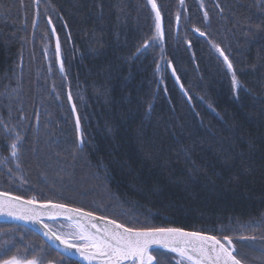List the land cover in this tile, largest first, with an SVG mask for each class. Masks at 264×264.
<instances>
[{
	"label": "trees",
	"instance_id": "trees-1",
	"mask_svg": "<svg viewBox=\"0 0 264 264\" xmlns=\"http://www.w3.org/2000/svg\"><path fill=\"white\" fill-rule=\"evenodd\" d=\"M156 3L158 43L146 0H0V192L137 227L223 233L256 264L264 247V0ZM212 43L232 62L236 89ZM0 245L62 264L18 224L0 223ZM156 253L161 264L179 260Z\"/></svg>",
	"mask_w": 264,
	"mask_h": 264
},
{
	"label": "snow or ice",
	"instance_id": "snow-or-ice-1",
	"mask_svg": "<svg viewBox=\"0 0 264 264\" xmlns=\"http://www.w3.org/2000/svg\"><path fill=\"white\" fill-rule=\"evenodd\" d=\"M155 14V32L152 40L162 39V17L156 0H148ZM181 5L184 0H180ZM208 18L207 12L204 13ZM179 20V17H177ZM51 23V21H49ZM201 37L205 32L194 28ZM53 34L55 29L53 28ZM211 43V41H209ZM149 43L143 48L147 49ZM212 47L223 58L227 70L232 73V86L238 87L236 73L228 55L215 43ZM56 53L59 56L60 43L57 38ZM61 71L63 65L61 64ZM173 75L175 71L173 70ZM69 100L71 96L69 95ZM75 111V107H73ZM79 131V118L76 120ZM83 142V141H81ZM17 143L10 145L11 156L17 157ZM35 198L24 199L19 195L0 192V217L13 220L41 224L46 230L43 235L47 238L52 250L61 256L62 264H76V258L92 264H161L157 258L156 249H164L175 253L180 259L177 264H246V260L237 251L233 238L221 234V237L203 234L196 231H185L178 227H151L127 225L117 219L104 215H96L93 211L79 207H72L64 203L43 202L38 205ZM55 219L64 217L68 221H75L69 231L53 230L49 224L43 223V217ZM63 227V226H62ZM240 240H255V236L241 234ZM15 245H0V264H55L52 260H45L35 254L29 257L19 248L13 251ZM264 256V247L260 249Z\"/></svg>",
	"mask_w": 264,
	"mask_h": 264
},
{
	"label": "water",
	"instance_id": "water-1",
	"mask_svg": "<svg viewBox=\"0 0 264 264\" xmlns=\"http://www.w3.org/2000/svg\"><path fill=\"white\" fill-rule=\"evenodd\" d=\"M51 33H52L53 39L55 41V52H56L57 36H56V34H53V27L52 26H51ZM56 58H57L58 68H59V70H61L60 55L58 56L57 53H56ZM171 74H172V77H173L175 83L177 84L178 88L184 94V91H183V89H182V87H181V85H180V83H179V81L177 79V76L176 75H173V70L172 69H171ZM74 116H75V114H74ZM40 203H43V202H37V210H40L38 208V205ZM42 219H43V223H46V224L51 225L53 227V230H57V231H59V227H58V226H60L59 223L65 222V223L69 224L71 227L75 224V221L74 220L73 221H68V220L64 219V217H56L55 219H48L47 216H44ZM0 223H13V224L21 225V226L29 229L30 231H32L36 235H38L41 238V240L49 248H51V246H50L47 238L43 235V232L46 231V230L42 227L41 224L31 223V222H25V221H21V220H13V219H9V218H6V217H0ZM185 231H189V230H185ZM156 250H164V249H156ZM164 251H166V250H164ZM166 252H168V251H166ZM169 253H171V252H169ZM171 254L175 255L178 259H180L175 253H171ZM76 262L78 264H89L88 261H84L82 259H79L78 257L76 258ZM92 264H97V262L96 261H93ZM184 264H187V262H184Z\"/></svg>",
	"mask_w": 264,
	"mask_h": 264
},
{
	"label": "rangeland",
	"instance_id": "rangeland-1",
	"mask_svg": "<svg viewBox=\"0 0 264 264\" xmlns=\"http://www.w3.org/2000/svg\"><path fill=\"white\" fill-rule=\"evenodd\" d=\"M159 39H156L154 40V42H157L158 43ZM43 48H42V51L43 53L45 54V58L48 60L49 59V56L51 54V50H50V44L47 42V40L44 41L43 43ZM8 173H9V168H8ZM10 176V174H9ZM261 259H257V262L256 264H264V256H260Z\"/></svg>",
	"mask_w": 264,
	"mask_h": 264
},
{
	"label": "bare ground",
	"instance_id": "bare-ground-1",
	"mask_svg": "<svg viewBox=\"0 0 264 264\" xmlns=\"http://www.w3.org/2000/svg\"><path fill=\"white\" fill-rule=\"evenodd\" d=\"M147 1V3H148V0H146ZM148 6H149V8H150V10H151V12H152V14L153 15H155L154 14V12L152 11V8H151V5L148 3ZM179 6H180V4H179ZM173 81H174V79H173ZM174 83H175V81H174ZM176 84V83H175ZM176 86H177V84H176ZM178 87V86H177ZM180 90V89H179ZM185 98H186V96L185 95H183ZM76 118V119H75ZM77 120V116H74V121H76Z\"/></svg>",
	"mask_w": 264,
	"mask_h": 264
}]
</instances>
